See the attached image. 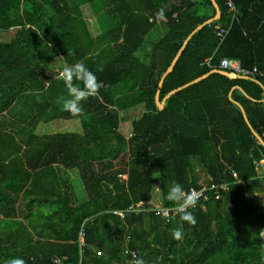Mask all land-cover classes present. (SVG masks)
<instances>
[{
	"label": "trees",
	"instance_id": "16d2710c",
	"mask_svg": "<svg viewBox=\"0 0 264 264\" xmlns=\"http://www.w3.org/2000/svg\"><path fill=\"white\" fill-rule=\"evenodd\" d=\"M215 1L221 18L192 35L215 16L210 0H0V262L264 264V194L251 196L264 185V0H232L234 20L226 0ZM220 28H229L222 41ZM226 58L257 72H215ZM54 60L103 66L100 98L83 116L63 109L67 90L46 65ZM62 120H78L81 132L38 135ZM67 170L86 195L78 204ZM173 181L185 192L202 181L226 189L188 209L193 226L165 199ZM20 198L30 231L17 219ZM18 224L26 236L3 230Z\"/></svg>",
	"mask_w": 264,
	"mask_h": 264
},
{
	"label": "clouds",
	"instance_id": "9594fccd",
	"mask_svg": "<svg viewBox=\"0 0 264 264\" xmlns=\"http://www.w3.org/2000/svg\"><path fill=\"white\" fill-rule=\"evenodd\" d=\"M103 71V66L98 65L95 72L90 69L84 62L77 61L72 64L64 65L53 77L55 80H62L67 90V99L63 100V109L72 116H83V104L90 97L99 99V91L103 82L99 81L96 72ZM255 195H262L254 192ZM165 199L176 205L175 211L180 214L179 219L187 222L189 225L196 224V218L192 211L198 203L197 194L194 192H185L183 186L173 181L166 191ZM171 236L174 240L180 241L183 236L182 228L177 227L171 230ZM0 264H26L25 260L19 257L10 258ZM52 264H61V258L53 256ZM134 264H146L142 257L134 258Z\"/></svg>",
	"mask_w": 264,
	"mask_h": 264
},
{
	"label": "built area",
	"instance_id": "2783aa9c",
	"mask_svg": "<svg viewBox=\"0 0 264 264\" xmlns=\"http://www.w3.org/2000/svg\"><path fill=\"white\" fill-rule=\"evenodd\" d=\"M227 3V13L230 14L232 16V20H234V18L238 15V10L234 4V2L232 0H226ZM229 28L225 29V28H220L217 36L221 39V41L225 38V36L228 34ZM220 69L223 71H228L231 73H234L235 75L238 76H242V77H252L254 76V74L257 72V69L254 68L252 71L248 70V69H244L241 66V63L237 60L234 59H223L220 62ZM234 177H237V173L233 172ZM125 178V176H124ZM201 188L200 189H191L190 192H194L197 194L198 200L199 199H207L210 192H216V198H220V194L219 191L222 189H226V186L222 185V186H218L214 183H208V184H204V181L201 182ZM130 210V209H129ZM176 212V211H175ZM121 217H123V213L120 212L118 213ZM165 215H168V213H164ZM80 244L81 246L85 245V236L84 233L81 232L80 234ZM100 255V253H98Z\"/></svg>",
	"mask_w": 264,
	"mask_h": 264
},
{
	"label": "rangeland",
	"instance_id": "374dc122",
	"mask_svg": "<svg viewBox=\"0 0 264 264\" xmlns=\"http://www.w3.org/2000/svg\"><path fill=\"white\" fill-rule=\"evenodd\" d=\"M86 14H88V12H85V14H84V16H85V18L89 21V20H93V23L90 25V29H91V32H92V34L95 36L96 34H95V19H94V17H89V15H86ZM158 33H157V31H155V33H154V35H153V37L152 38H157L158 37ZM56 62H59L58 60H55ZM47 65V67L48 68H52V69H54V70H56V66L57 65H55V64H53L52 62L51 63H49V64H46ZM51 66H55V68H53V67H51ZM58 66H60V65H58ZM59 69V68H58ZM49 71V70H48ZM51 72V71H50ZM63 122V123H62ZM54 125H42V126H40L39 128H38V131H37V133H38V135H42V134H53V133H57V132H60V131H62V130H64L65 128L68 130V131H64V132H81V126H80V123H79V121L78 120H70V121H68V123L66 122V121H64V120H62L61 122H54L53 123ZM130 127H131V123H130V121H126L124 124H122L121 126H120V130H121V132H122V134L123 135H125V136H129L130 137V135H129V133H127L128 132V130L130 129ZM198 166H197V164L195 165V169L197 168ZM78 176V175H77ZM204 179V178H203ZM76 185V186H75ZM156 186H157V184H156ZM73 187H75L74 189H76L75 191H74V200L76 201V203L78 204V203H80L85 197H86V195H84V190H83V186H82V184H81V182H80V180L78 179V182L77 183H73ZM155 192H157V191H155ZM155 192H153L152 193V197H153V199H155V197L157 196V194L155 193ZM158 200L159 199H156V203L159 205V206H161V204H160V202H158ZM154 202V203H155ZM71 205H73V203H71Z\"/></svg>",
	"mask_w": 264,
	"mask_h": 264
},
{
	"label": "crops",
	"instance_id": "0c3cea01",
	"mask_svg": "<svg viewBox=\"0 0 264 264\" xmlns=\"http://www.w3.org/2000/svg\"><path fill=\"white\" fill-rule=\"evenodd\" d=\"M179 2V0H173V4L174 3H178ZM161 33H162V31H160ZM226 59H228V58H226ZM59 61V60H58ZM53 64H55V65H57L56 66V71H58V70H60V68H61V66H58V65H60L61 64V62L59 61V62H56L55 60L52 62ZM51 67H53V68H55V66H51ZM59 68V69H58ZM42 78H45V76L44 75H40ZM67 123H68V121H66ZM258 139V138H257ZM259 142H261L262 143V140L260 141V140H258ZM261 166H263L264 165V160H262L260 163H259ZM260 165H259V167H260ZM259 181H262L263 179H261V178H264L263 176H262V170H260L259 169ZM62 175H63V177L66 179V178H69V184H71L72 186H73V183L75 184V183H77L78 182V179H79V177L77 176L78 175V172L76 171V170H67V171H63L62 172ZM261 179V180H260ZM80 180V179H79ZM81 182V181H80ZM82 184V183H81ZM76 186V185H75ZM73 188H75V187H73ZM76 189H74V191H75ZM254 192H259L260 194H264V185H262V183H260V185L257 187V188H255L254 189V191H253V195H251V196H253V197H256V198H258L259 196H261V195H255L254 194ZM84 193V192H83ZM84 195H85V193H84ZM219 199V198H218ZM84 200H86V197L82 200V201H84ZM81 201V202H82ZM27 203H28V200H24L23 198H20V200L18 201V203H17V205H16V209H19L17 212H18V221H20V223H22L24 226H26L27 228L28 227H30V223H32V220H33V218H31V216L29 215L30 213H29V209L27 208ZM29 229V231L31 230L30 228H28ZM5 232H14V233H21V234H23L24 236H26V231L22 228V226L20 225V224H18L16 227H14L13 229H11V230H7L6 228H4L3 229Z\"/></svg>",
	"mask_w": 264,
	"mask_h": 264
},
{
	"label": "water",
	"instance_id": "95a60500",
	"mask_svg": "<svg viewBox=\"0 0 264 264\" xmlns=\"http://www.w3.org/2000/svg\"><path fill=\"white\" fill-rule=\"evenodd\" d=\"M210 1L212 2V5H213L214 8H215V11H216L215 16L213 17V19L208 20V21H206L204 24L198 26V27L196 28V30H194V31L192 32V35L195 34L196 31L200 30L203 26H205V25H207V24H210L211 22H216V21H218V20L221 18V14H222V13H221V10H220V8H219L217 2H216L215 0H210ZM192 35H191V36H192ZM191 36H190L189 38H187V39L183 42L182 47L180 48V50L178 51L177 55L175 56V58H174L173 61L171 62V65L169 66V68H168V69L166 70V72L164 73V75H163V77H162V79H161V81H160V83H159V91H160V89H161V87H162V85H163V82H164V80L166 79V77H167V76L173 71V69H174V67H175V65H176V63H177V61H178V59L180 58L182 52L184 51L185 46H186L187 43L189 42ZM215 72H217V73H219V74H222V75H225V76L229 77L230 79H236V78H237V76H236L234 73H230V72H226V71H215ZM207 77H208V74H207V75H204V76H202V77H200V78H197V79L194 80L191 84L196 83V82H199L200 80H203V79H205V78H207ZM182 89H183V88H179V89L173 91L172 94H173V93H176L177 91L182 90ZM158 93H159V92H158ZM167 99H168V96L165 97V98L163 99L162 102H159V103H158V107H159V108H162L163 105L165 104V102L167 101ZM258 140L261 141L260 138H258Z\"/></svg>",
	"mask_w": 264,
	"mask_h": 264
}]
</instances>
